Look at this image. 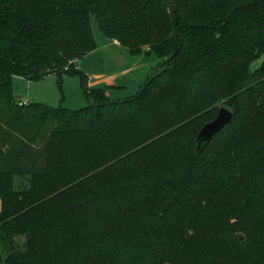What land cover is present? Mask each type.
Instances as JSON below:
<instances>
[{
	"label": "trees",
	"instance_id": "trees-1",
	"mask_svg": "<svg viewBox=\"0 0 264 264\" xmlns=\"http://www.w3.org/2000/svg\"><path fill=\"white\" fill-rule=\"evenodd\" d=\"M94 25L162 60L129 98L73 66ZM263 54L264 0H0V264H264ZM63 72L88 105L13 91Z\"/></svg>",
	"mask_w": 264,
	"mask_h": 264
},
{
	"label": "rangeland",
	"instance_id": "rangeland-1",
	"mask_svg": "<svg viewBox=\"0 0 264 264\" xmlns=\"http://www.w3.org/2000/svg\"><path fill=\"white\" fill-rule=\"evenodd\" d=\"M93 30L97 43L96 49L74 61L73 66L87 76L94 72L115 75L116 82L123 87L118 88L119 85H114L115 89L107 90L109 97L111 99L131 97L162 60L153 53L148 56L143 54L131 55L118 40L105 37L96 25L93 26ZM262 59H264V54L254 60L251 69L257 67ZM12 84L14 93L20 96L22 102L29 99L49 106H61L69 109H77L89 104V98L79 73L63 72L60 76L56 73H50L35 81L14 76ZM216 106L218 108L216 113L202 123L198 133L204 124L217 116L223 102H218Z\"/></svg>",
	"mask_w": 264,
	"mask_h": 264
},
{
	"label": "water",
	"instance_id": "water-1",
	"mask_svg": "<svg viewBox=\"0 0 264 264\" xmlns=\"http://www.w3.org/2000/svg\"><path fill=\"white\" fill-rule=\"evenodd\" d=\"M226 20H227V17L225 18V21ZM177 52H178V48L166 59V62L171 61ZM16 97H19L18 94H16ZM231 117H232V113L230 110H228L225 107H220L218 110L217 116L213 120L203 125V127L201 128V130L199 131L197 135V139L199 141H208L225 124L231 121ZM237 235L240 238V240L244 239L242 234L238 233Z\"/></svg>",
	"mask_w": 264,
	"mask_h": 264
},
{
	"label": "crops",
	"instance_id": "crops-1",
	"mask_svg": "<svg viewBox=\"0 0 264 264\" xmlns=\"http://www.w3.org/2000/svg\"><path fill=\"white\" fill-rule=\"evenodd\" d=\"M114 76L115 75H105L102 72H98V73L94 72V73L90 74L89 76H87V78H88L87 79V85L89 87H104L105 85H107V86H109V88H107L106 90L115 89V87H113L114 85L115 86L119 85L120 87H118V88H122L123 85L117 83L116 82L117 78H114ZM101 85H104V86H101ZM28 101H31V100L25 99L23 102H28Z\"/></svg>",
	"mask_w": 264,
	"mask_h": 264
},
{
	"label": "built area",
	"instance_id": "built-area-1",
	"mask_svg": "<svg viewBox=\"0 0 264 264\" xmlns=\"http://www.w3.org/2000/svg\"><path fill=\"white\" fill-rule=\"evenodd\" d=\"M20 103H26V102H20Z\"/></svg>",
	"mask_w": 264,
	"mask_h": 264
}]
</instances>
